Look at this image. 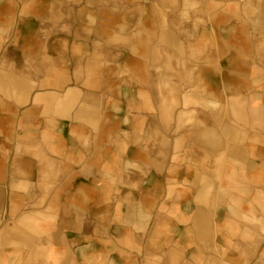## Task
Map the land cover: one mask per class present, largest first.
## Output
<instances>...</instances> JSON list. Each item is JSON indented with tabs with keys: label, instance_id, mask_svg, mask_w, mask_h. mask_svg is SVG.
Wrapping results in <instances>:
<instances>
[{
	"label": "crops",
	"instance_id": "0c3cea01",
	"mask_svg": "<svg viewBox=\"0 0 264 264\" xmlns=\"http://www.w3.org/2000/svg\"><path fill=\"white\" fill-rule=\"evenodd\" d=\"M0 264H264V0H0Z\"/></svg>",
	"mask_w": 264,
	"mask_h": 264
}]
</instances>
